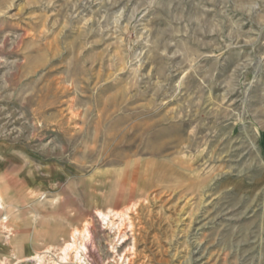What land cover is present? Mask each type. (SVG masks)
I'll list each match as a JSON object with an SVG mask.
<instances>
[{"label":"rangeland","instance_id":"rangeland-1","mask_svg":"<svg viewBox=\"0 0 264 264\" xmlns=\"http://www.w3.org/2000/svg\"><path fill=\"white\" fill-rule=\"evenodd\" d=\"M0 219V264H264V0H0Z\"/></svg>","mask_w":264,"mask_h":264},{"label":"built area","instance_id":"built-area-1","mask_svg":"<svg viewBox=\"0 0 264 264\" xmlns=\"http://www.w3.org/2000/svg\"><path fill=\"white\" fill-rule=\"evenodd\" d=\"M86 250L88 246H85ZM83 252H86L83 249ZM82 252V256H80L81 263L82 264H92V262L88 259L85 253ZM44 255L38 258L37 264H79L75 263L73 259L71 258L70 253H66V255H63L62 253H51V252H46L43 253ZM79 259V257H78ZM79 259V260H80Z\"/></svg>","mask_w":264,"mask_h":264},{"label":"bare ground","instance_id":"bare-ground-1","mask_svg":"<svg viewBox=\"0 0 264 264\" xmlns=\"http://www.w3.org/2000/svg\"><path fill=\"white\" fill-rule=\"evenodd\" d=\"M98 216H100L101 218H106V216L104 215V214H101V213H99L98 214ZM113 216L114 217H116V218H118L119 220H121L122 219V217L124 216V214L122 213V212H115V213H113ZM3 218V217H2ZM103 219V220H104ZM5 220V219H4ZM106 220V219H105ZM0 221L2 222L3 221V219H0ZM123 221V220H122ZM5 223V222H4ZM119 224V223H118ZM123 235H125V234H123ZM124 237V236H123ZM120 239V238H119ZM125 241V239H123V240H121L120 241V243H119V245L121 244V243H123ZM72 242H74V244L73 245H76L75 243V240L73 239V241ZM73 245L72 244H67L66 246H65V249H63V250H61V253L63 254V255H66V253L68 254L69 252H75V251H72V248H74L73 247ZM84 250H85V248L84 247H82ZM75 250H76V256L78 255V252H77V249L75 248ZM48 252H50V251H48ZM43 253H46V252H43ZM77 257H79V259H80V256L78 255ZM80 261V260H79Z\"/></svg>","mask_w":264,"mask_h":264}]
</instances>
